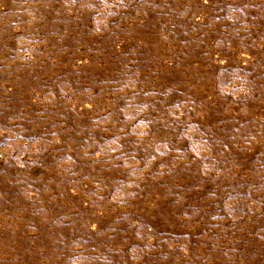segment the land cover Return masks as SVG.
Segmentation results:
<instances>
[{
	"label": "rangeland",
	"instance_id": "obj_1",
	"mask_svg": "<svg viewBox=\"0 0 264 264\" xmlns=\"http://www.w3.org/2000/svg\"><path fill=\"white\" fill-rule=\"evenodd\" d=\"M0 264H264V0H0Z\"/></svg>",
	"mask_w": 264,
	"mask_h": 264
}]
</instances>
